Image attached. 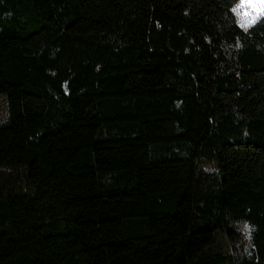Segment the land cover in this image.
<instances>
[{"label": "trees", "instance_id": "16d2710c", "mask_svg": "<svg viewBox=\"0 0 264 264\" xmlns=\"http://www.w3.org/2000/svg\"><path fill=\"white\" fill-rule=\"evenodd\" d=\"M237 3L0 0V264H264V15Z\"/></svg>", "mask_w": 264, "mask_h": 264}, {"label": "rangeland", "instance_id": "374dc122", "mask_svg": "<svg viewBox=\"0 0 264 264\" xmlns=\"http://www.w3.org/2000/svg\"><path fill=\"white\" fill-rule=\"evenodd\" d=\"M238 12L240 13L239 15L236 13L234 14L237 18L239 26L244 28L254 23L260 16L264 15V4L245 6L239 9ZM0 183L3 185L5 190H9L10 188L20 189V187L23 185L20 177L15 173L14 170L5 168H0ZM248 230L249 229L247 225H241V232L244 235L243 240H245L244 242H246ZM218 241L221 243V248L225 249L226 244L224 241H222L220 236L218 237Z\"/></svg>", "mask_w": 264, "mask_h": 264}, {"label": "snow or ice", "instance_id": "6c2138e0", "mask_svg": "<svg viewBox=\"0 0 264 264\" xmlns=\"http://www.w3.org/2000/svg\"><path fill=\"white\" fill-rule=\"evenodd\" d=\"M255 4H264V0H238L236 7L233 9V12L239 15V9L245 6H252Z\"/></svg>", "mask_w": 264, "mask_h": 264}]
</instances>
